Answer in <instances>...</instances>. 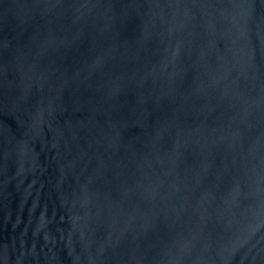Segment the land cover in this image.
I'll return each mask as SVG.
<instances>
[{
  "label": "water",
  "instance_id": "95a60500",
  "mask_svg": "<svg viewBox=\"0 0 264 264\" xmlns=\"http://www.w3.org/2000/svg\"><path fill=\"white\" fill-rule=\"evenodd\" d=\"M0 264H264V0H0Z\"/></svg>",
  "mask_w": 264,
  "mask_h": 264
}]
</instances>
